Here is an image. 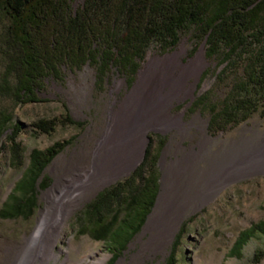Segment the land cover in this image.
I'll return each mask as SVG.
<instances>
[{"label": "rangeland", "instance_id": "obj_1", "mask_svg": "<svg viewBox=\"0 0 264 264\" xmlns=\"http://www.w3.org/2000/svg\"><path fill=\"white\" fill-rule=\"evenodd\" d=\"M81 2L73 0V7L76 8ZM182 46L187 49L180 56L182 63L188 64L202 50L207 61V66L198 77L189 82L191 94L175 100L171 108V114L182 115L189 135H182L177 129H148L142 157L125 173L89 191L88 197L75 207L63 225L55 242L57 257L50 259L47 264H61L67 258V249L70 258L78 260L90 252L89 243L99 256L105 255L106 260L102 264H109L111 254L118 252V249L96 239L91 228L99 218H109L124 199L143 184L153 169L157 171L158 190L151 210L112 264H165L171 254L174 264H264V235L261 233L249 238L240 256L229 253L240 231L253 223L264 221V168L259 165L244 175L228 180L204 202L188 208L162 250H149L141 254L144 244L156 234L152 227L147 229L151 219H161L163 212L173 203V185L171 181L170 184L165 183L168 170L177 163L181 152L199 149L198 142L203 132L197 126H190L195 117L206 121V126L202 128L213 139L214 152L220 151L222 147H233L239 142L248 144L247 150L251 151H254L253 148L259 151L264 146L261 106L248 119L238 123L227 124L216 116L235 80L243 76L244 63L237 61L235 67L218 74L224 65L221 64L222 56L207 55L205 41L194 26L182 29L173 43L153 42L134 68L132 65L123 67L119 64L103 67L88 62L78 66L64 64L57 74L44 75L40 79L36 85L38 100L15 104L10 97L0 96V113L10 111L11 124H18L16 140L19 144L15 156H12L7 134L0 138V208L15 182L22 176L31 151L57 146L38 177L36 199L29 215L14 218L0 215V242L8 246L10 243L22 244L26 237L31 236L48 205L44 193L55 186L57 178L63 182L62 177L58 176L60 167L65 164L71 169L70 162L77 163L80 160L91 164L110 122L109 116L130 93L151 58L175 53ZM121 82L123 84L120 86ZM50 119H55L56 125L49 132L41 131L34 125L35 122ZM196 125L201 126V123L197 120ZM155 154L157 157L154 161ZM259 157V152L253 153L251 163L260 161ZM42 179L43 183L38 186ZM101 192H107L108 195L97 199ZM93 201L97 203L90 205ZM69 242L78 247V253L69 248ZM61 248L64 251H60ZM92 256L96 257L95 254ZM12 260L13 256H4V264H11ZM89 262L84 260L77 264Z\"/></svg>", "mask_w": 264, "mask_h": 264}, {"label": "trees", "instance_id": "obj_2", "mask_svg": "<svg viewBox=\"0 0 264 264\" xmlns=\"http://www.w3.org/2000/svg\"><path fill=\"white\" fill-rule=\"evenodd\" d=\"M189 26L205 41L209 57L222 56L224 65L218 74L235 67L237 61L244 63L243 76L235 80L216 116L227 124L238 123L261 106L264 117V0H82L76 8L73 0H0V96L10 97L15 104L36 101L40 79L57 74L64 64L134 68L153 42L173 43ZM11 122L12 113L1 111L0 138L7 134L10 153L15 156L18 124ZM34 125L49 132L56 120ZM56 149L53 145L31 151L22 176L1 205L2 217L29 215L38 177ZM42 183L43 179L38 186ZM157 190L153 169L109 218L94 222V237L118 249L111 252L109 264L144 223ZM106 194L99 193L97 199ZM256 233L264 235V221L240 231L229 253L240 256ZM165 264H174L172 254Z\"/></svg>", "mask_w": 264, "mask_h": 264}, {"label": "bare ground", "instance_id": "obj_3", "mask_svg": "<svg viewBox=\"0 0 264 264\" xmlns=\"http://www.w3.org/2000/svg\"><path fill=\"white\" fill-rule=\"evenodd\" d=\"M186 50L182 46L175 53L151 58L130 93L109 116L110 122L94 152L92 163L84 160L77 163L71 161L69 165L72 172L65 164L60 167L58 176L62 177L63 182L57 178L55 186L44 193L48 205L42 212L35 231L22 244L10 243L8 246L0 242V264L5 263V255L13 256L11 264H47L50 259L56 258L55 242L72 211L80 202L83 203L90 190L103 183L105 185V182L135 165L144 153L148 129H177L180 134L189 135L182 115L171 114V108L175 100L191 94L189 82L198 77L207 61L202 50L188 64L182 63L180 56ZM122 84L123 82L120 86ZM197 120L201 126L196 125ZM204 125L206 126V121L195 117L190 126H197L203 132L198 142L199 149L182 150V156L166 174V185L171 181L174 188L173 203L163 212L161 219H151L147 229L152 227L156 234L144 244L141 254L149 250H162L183 213L211 197L225 182L246 174L258 165L264 168V146L259 151H256L257 148L251 151L247 150L248 144L239 142L233 147H222L220 151L214 152V141L205 134L202 128ZM257 144L259 143H254ZM251 152L252 155L259 152L260 161L251 163ZM203 164L205 167H202ZM92 247L89 243L90 252L78 260L70 258L67 249V258L61 264H77L84 260H90L88 264L105 262V255L99 256ZM69 248L78 253V247L70 242ZM60 251L64 250L61 248Z\"/></svg>", "mask_w": 264, "mask_h": 264}]
</instances>
